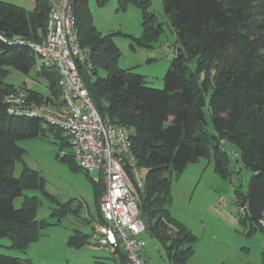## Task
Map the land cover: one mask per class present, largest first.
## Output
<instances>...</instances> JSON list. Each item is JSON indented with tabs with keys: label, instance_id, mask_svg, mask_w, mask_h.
<instances>
[{
	"label": "trees",
	"instance_id": "obj_1",
	"mask_svg": "<svg viewBox=\"0 0 264 264\" xmlns=\"http://www.w3.org/2000/svg\"><path fill=\"white\" fill-rule=\"evenodd\" d=\"M95 2L103 7L107 0ZM127 3L143 12L142 34L132 41L152 49L163 33L162 24L146 11L147 0H118V8L124 10ZM161 5L181 45L163 77L162 89L150 88L145 77L117 67L120 51L110 35H101L93 26L87 0H76L73 6L78 43L86 51L84 63L77 68L99 114L129 132L144 177L138 205L144 232L161 246L170 264H187L197 237L170 213L172 179L211 152L215 170L226 176L225 141L235 146L242 166L252 174L246 193L234 192L237 210L246 207L238 214L264 233L259 225L264 213V0H162ZM48 12V0H35L32 12L0 1V237L8 238L11 248L24 253L49 224L36 220L38 197L23 193L37 191L52 198L35 171L23 167L14 176L15 163L23 156L17 143L39 137L44 128H55L36 118L8 114L4 101L10 93L24 90L28 102L39 105L60 100L61 90L54 68L39 65L37 71L48 81L46 97L26 86L6 85L3 76L9 67L28 75L38 64L29 45L44 39ZM205 108L212 133L207 130ZM59 133L54 136L63 154L60 160L86 173L77 165L67 137ZM92 185L95 221L100 222L101 190L97 182ZM16 198H21L19 208L13 205ZM67 211L68 207L61 206L59 213ZM88 239L89 235L74 231L67 243L80 249ZM112 253L124 263L123 252ZM0 264L33 263L29 258L0 254Z\"/></svg>",
	"mask_w": 264,
	"mask_h": 264
},
{
	"label": "rangeland",
	"instance_id": "obj_2",
	"mask_svg": "<svg viewBox=\"0 0 264 264\" xmlns=\"http://www.w3.org/2000/svg\"><path fill=\"white\" fill-rule=\"evenodd\" d=\"M0 1L29 12L35 6V0ZM87 1L93 26L101 35H110L120 51L117 67L130 69L132 73L145 77L146 86L150 88L162 89L163 77L170 61L176 50L181 48L169 20L163 14L162 0H147L149 5L146 11L153 13L163 28V33L150 50L132 41L142 34L143 12L140 8L127 3L126 8L120 10L118 0H107L103 7H98L95 0ZM189 67L193 68V63ZM4 70V84L14 88L26 86L45 97L49 96L48 81L37 75L39 64L28 75L10 67ZM100 77L106 78V74L100 73ZM204 112L207 130L212 133L206 108ZM57 131L65 136L57 128L53 131L44 128L39 137L18 141L23 156L14 166L15 177L20 175L23 167H27L42 178L45 192L54 201L39 195L37 191H25L23 194L38 197L36 220L46 221L49 226L42 229L38 241L31 244L25 253L11 248L8 238L0 237V254L29 258L33 264H120L117 258L112 259L111 254L95 253L90 249L98 247L93 244V227L99 222L95 221L98 217L92 182H98L99 173L94 169L86 174L62 162L60 157L63 154L54 136ZM223 149L229 163L226 176H221L215 170L211 152L208 158L188 164L178 177H173L170 213L176 221L187 226L194 236L213 238L220 249L223 247L238 253L235 256L246 260L248 264H264V233L258 225H250L247 220L244 222L245 217L238 214L234 200L235 190L242 195L246 193L252 174L242 166L239 151L231 142L225 141ZM20 204L21 198L13 202L15 208H19ZM61 206L65 209L68 207L64 215L59 213ZM58 221L60 223L56 224ZM92 221L95 224L91 225ZM74 231L89 235V243L80 249L70 247L67 242ZM141 237L146 243L145 252L149 251L145 264H170L153 238L146 232Z\"/></svg>",
	"mask_w": 264,
	"mask_h": 264
},
{
	"label": "built area",
	"instance_id": "obj_3",
	"mask_svg": "<svg viewBox=\"0 0 264 264\" xmlns=\"http://www.w3.org/2000/svg\"><path fill=\"white\" fill-rule=\"evenodd\" d=\"M75 1L48 0L45 37L29 45L40 66L57 71L61 99L37 105L28 102L24 90H17L4 102L8 114L36 118L64 132L79 168L98 170L100 222L93 227V242L123 252V264H145V241L140 237L145 227L138 209L143 173L133 155L129 132L99 114L79 75L77 64L84 63L86 51L79 46L74 26ZM245 209L240 207L238 212ZM259 225L264 227V213Z\"/></svg>",
	"mask_w": 264,
	"mask_h": 264
},
{
	"label": "crops",
	"instance_id": "obj_4",
	"mask_svg": "<svg viewBox=\"0 0 264 264\" xmlns=\"http://www.w3.org/2000/svg\"><path fill=\"white\" fill-rule=\"evenodd\" d=\"M90 224L91 225L95 224V221H92ZM196 237H197V242L194 247V252L192 257L188 260L187 264H248L246 260H242L239 256H235V254L238 253L232 252L229 249H223V247H221L220 249L219 245L217 246L215 245L218 243L213 238L211 237L201 238L199 236ZM103 248L104 247L99 248L98 246L96 248L91 247L90 249L92 252L95 253H101V254L109 253L111 254L112 259L114 260L115 258L112 251L109 250L108 248L105 249ZM142 256L144 257V259L149 258V251L145 252V250L143 249Z\"/></svg>",
	"mask_w": 264,
	"mask_h": 264
}]
</instances>
